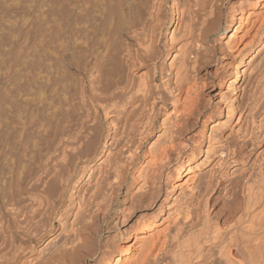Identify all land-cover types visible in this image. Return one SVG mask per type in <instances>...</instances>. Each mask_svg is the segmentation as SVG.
Instances as JSON below:
<instances>
[{"label": "bare ground", "instance_id": "bare-ground-1", "mask_svg": "<svg viewBox=\"0 0 264 264\" xmlns=\"http://www.w3.org/2000/svg\"><path fill=\"white\" fill-rule=\"evenodd\" d=\"M0 264H264V0H0Z\"/></svg>", "mask_w": 264, "mask_h": 264}, {"label": "rangeland", "instance_id": "rangeland-1", "mask_svg": "<svg viewBox=\"0 0 264 264\" xmlns=\"http://www.w3.org/2000/svg\"><path fill=\"white\" fill-rule=\"evenodd\" d=\"M135 240V239H134ZM133 240V243H135V241Z\"/></svg>", "mask_w": 264, "mask_h": 264}]
</instances>
